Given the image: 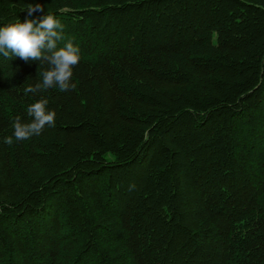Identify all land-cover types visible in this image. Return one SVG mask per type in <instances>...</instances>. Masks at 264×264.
I'll return each instance as SVG.
<instances>
[{
  "label": "trees",
  "instance_id": "obj_1",
  "mask_svg": "<svg viewBox=\"0 0 264 264\" xmlns=\"http://www.w3.org/2000/svg\"><path fill=\"white\" fill-rule=\"evenodd\" d=\"M39 4L80 48L68 91L0 56V264H264V0ZM41 96L53 127L9 145Z\"/></svg>",
  "mask_w": 264,
  "mask_h": 264
},
{
  "label": "clouds",
  "instance_id": "obj_2",
  "mask_svg": "<svg viewBox=\"0 0 264 264\" xmlns=\"http://www.w3.org/2000/svg\"><path fill=\"white\" fill-rule=\"evenodd\" d=\"M27 18L16 20L0 26V56L7 59L19 57L25 62L39 61L47 67L39 75L42 80L34 86L25 88V93L38 94L50 88L68 91L74 87L73 70L80 62V48L73 40H67L62 47L58 42L64 40L63 24L53 14H43L33 19V13L44 12L39 5L26 8ZM48 99L41 96L27 108L30 122H22L19 118L13 123V136L3 139V143L11 145L15 141L28 140L39 136L46 127H53L56 120L55 110H49Z\"/></svg>",
  "mask_w": 264,
  "mask_h": 264
}]
</instances>
